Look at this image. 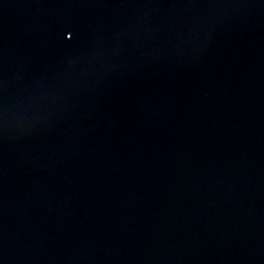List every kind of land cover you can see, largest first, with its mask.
Segmentation results:
<instances>
[{"label":"water","instance_id":"obj_1","mask_svg":"<svg viewBox=\"0 0 264 264\" xmlns=\"http://www.w3.org/2000/svg\"><path fill=\"white\" fill-rule=\"evenodd\" d=\"M0 264H264V0H0Z\"/></svg>","mask_w":264,"mask_h":264}]
</instances>
